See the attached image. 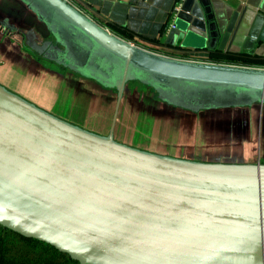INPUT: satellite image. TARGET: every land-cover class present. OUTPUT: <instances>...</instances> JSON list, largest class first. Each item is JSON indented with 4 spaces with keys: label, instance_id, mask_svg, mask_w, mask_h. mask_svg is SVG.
Segmentation results:
<instances>
[{
    "label": "water",
    "instance_id": "water-1",
    "mask_svg": "<svg viewBox=\"0 0 264 264\" xmlns=\"http://www.w3.org/2000/svg\"><path fill=\"white\" fill-rule=\"evenodd\" d=\"M51 35L27 45L116 92L109 131L73 124L0 84V225L79 264H264V163L204 162L114 138L125 86L179 109L264 104V69L176 59L113 34L65 0H20ZM209 0H183L166 44L207 53Z\"/></svg>",
    "mask_w": 264,
    "mask_h": 264
},
{
    "label": "rangeland",
    "instance_id": "rangeland-1",
    "mask_svg": "<svg viewBox=\"0 0 264 264\" xmlns=\"http://www.w3.org/2000/svg\"><path fill=\"white\" fill-rule=\"evenodd\" d=\"M65 69L61 67L63 72ZM76 77L61 82L46 103L35 101L73 124L106 134L114 112L115 90ZM256 103L258 106L237 110L193 112L170 106L160 101L152 88L130 81L120 101L113 134L115 140L130 146L179 158L204 162L224 158L239 160L237 163L264 160V112L262 104ZM8 238L11 248L7 259H18L19 264H78L44 243L24 240L11 232Z\"/></svg>",
    "mask_w": 264,
    "mask_h": 264
},
{
    "label": "crops",
    "instance_id": "crops-1",
    "mask_svg": "<svg viewBox=\"0 0 264 264\" xmlns=\"http://www.w3.org/2000/svg\"><path fill=\"white\" fill-rule=\"evenodd\" d=\"M182 2L183 0H77L76 4L85 15L131 43L156 51L185 52L200 62L217 60L212 58L217 52L207 53L166 44L169 24L175 18L173 10ZM209 2L221 34L217 47L264 62V0ZM30 32L34 34L38 44L51 39L45 24L22 1L0 0V84L43 108L35 100L46 103L50 93L54 89L56 92L60 89L61 82L81 75L67 68L63 72V66L43 58L31 49L27 45ZM126 90L127 84L124 91ZM251 105L258 106L256 102ZM241 107L226 108L237 110ZM262 109L264 112V104ZM214 160L227 163L239 161L224 158H211L209 161ZM241 162L264 163V160L252 158Z\"/></svg>",
    "mask_w": 264,
    "mask_h": 264
},
{
    "label": "trees",
    "instance_id": "trees-1",
    "mask_svg": "<svg viewBox=\"0 0 264 264\" xmlns=\"http://www.w3.org/2000/svg\"><path fill=\"white\" fill-rule=\"evenodd\" d=\"M212 58L217 59V60H225V61H233V62L239 61V62H245V63L262 62L263 61V60L262 61H255L252 57H250L249 55H246V54L234 55V54L215 53V55ZM8 232L14 233V234L18 235L19 237H21V239H24V240H32L34 242L44 243V244L50 246L51 248H53L56 252H60L64 255L68 256V258L72 262L78 263L76 260L71 259L68 254L57 250L55 247L51 246L50 244H47L43 241H39V240L34 239V238L22 236L19 233H16V232L0 225V264H3V263L19 264L18 259H14V258L13 259H7L9 249L11 248V245H10L11 240H10V238H8Z\"/></svg>",
    "mask_w": 264,
    "mask_h": 264
},
{
    "label": "built area",
    "instance_id": "built-area-1",
    "mask_svg": "<svg viewBox=\"0 0 264 264\" xmlns=\"http://www.w3.org/2000/svg\"><path fill=\"white\" fill-rule=\"evenodd\" d=\"M65 1L67 3H69L70 5H72V6H74L75 8L78 9V6L76 4L77 0H65ZM180 6H181V3H178V5H176L175 9L173 10L174 11L173 12V14H174L173 17H175V15H176L177 11L179 10ZM170 27H172V23L169 24V28ZM132 44H134V43H132ZM135 45H137V44H135ZM138 46H140V45H138ZM140 47H142L144 49H147L149 51H152V52L161 54V55H165V56L172 57V58L195 61L194 57H192L190 54H187L185 52L176 53L174 50L173 51L172 50H169V51H166L165 52V51H156V50H153V49H150V48H146V47H143V46H140ZM207 63H217V64L234 65V66H240V67H251V68L264 69V62H262V63H255L254 64V63H245V62H239V61L233 62V61H225V60H210Z\"/></svg>",
    "mask_w": 264,
    "mask_h": 264
}]
</instances>
